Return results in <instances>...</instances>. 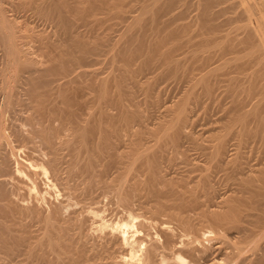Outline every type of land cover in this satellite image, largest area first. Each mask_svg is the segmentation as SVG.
<instances>
[{"label":"rangeland","instance_id":"1","mask_svg":"<svg viewBox=\"0 0 264 264\" xmlns=\"http://www.w3.org/2000/svg\"><path fill=\"white\" fill-rule=\"evenodd\" d=\"M76 1L81 2L78 4ZM76 1L0 0V7H3L2 9L4 10V15L13 25L16 42L23 50L22 55L26 54V58L29 57L33 61L37 60L35 61L37 62L36 66L38 65L37 67L42 69L40 72L34 73L33 75H35L36 78L38 77V80L42 78V81L47 80L49 77L53 79V82H51L48 86H45V88L41 90L38 88L36 90L37 96L34 93L26 96L20 91H18L19 93L16 92V95L18 94V100L16 101L18 102L15 101V109H13V111L5 112L3 117L4 124L7 128V131L4 130V132L6 135L8 132L11 133V128L14 127L13 124H18L20 123V120L29 118L31 116L33 118V122L36 123V125L37 121L38 124L40 123L37 126L41 128H45L50 125L52 128L51 131L53 130L52 133L54 143L59 150H57L58 156L56 155L57 162L55 161L54 163L56 166L54 165L53 169L52 166L45 162L47 156L45 157V153L43 152L45 150L40 147L39 143L35 142L37 145H39L37 147L35 143H23V141L20 143L19 140V142H16L17 139L14 141L15 138L13 140L12 135L9 136L11 140H13L11 143H7L8 139H10L9 137L8 139H5L6 144L3 140L2 144H4V147L2 145L1 147L3 148H0L1 155L9 157L10 148L15 147L13 150H15L16 154L14 153V157H12V159L14 158L17 160L18 157V159L21 158V161L17 160L19 162V166L22 164L21 167H24L25 163H20L22 162L23 158L25 162H30L29 160H31V163H36V171H38L39 174L36 172L37 176L35 175V179L33 178L32 180L35 181L37 179L35 183L38 187V190H40L39 193L41 195L34 194L35 192L31 190L32 185L29 180H26L22 176H17L16 173L15 175L13 174L15 171H13L12 168L14 169L16 164L15 160L13 159L14 162H12L10 158L11 161L8 162L10 165L9 174H13L14 177H12L13 175H8V177L11 176L12 178L8 180V177H6V184L3 183L5 187L3 186V190H0V264H61L60 262H62V264H67L68 262V264H75L76 260L77 263L79 262L80 264H92V262L95 264H114L113 262L109 263L108 259L111 257L112 259L119 260L124 250H122L120 247L115 235L108 233L106 229H102L103 231L100 230L99 224L101 222V217L103 220L110 222V220L113 221L115 219L124 217L128 212L132 213L134 216H137V220L149 216H155L152 219L149 217L150 219L148 218L149 220H147L151 224L148 226V231L150 235L154 236L153 233L156 231V229L161 228V226L157 227L159 226V222L157 220L167 219L170 214H176L179 217H182V215L185 217L186 215L190 218L191 222L194 223V227H200L201 229L199 228V230H203L207 228L206 226H208L210 222L209 220L207 221L206 217H200L198 211L201 212L204 210V212H210L214 210V207L215 210L222 211L220 207H217L221 206L219 205V199L222 193L241 189L238 184L240 182V178L238 179L239 174L234 176L237 177L235 179L233 176L232 178L228 177L226 170L217 169V167H215V161L211 156H209V152L212 150L210 146L215 142L213 138L215 133L217 134L219 131H222L221 126H225L224 124L227 123L228 120H231V118H233L236 113L239 112L237 111L239 110L237 106L239 105L240 101L244 104H246L248 99V101H250V104L247 101V107L245 106V108L242 110L250 107L249 105H251V103L254 101V99L252 100V98H250V94L248 97V95H246L248 93H246V91H244L245 93L241 92V89L239 88L240 84L244 85L242 84L243 82L245 85L247 84L246 79H249L251 74V72H248L247 70L250 65L247 66L248 64L246 63L247 61H245V59L241 60L244 61L241 63L242 65H239L240 63H238L240 60H237L238 62L235 60L237 64L234 62L233 67V62H230V67L228 66L230 63L225 65L228 69L223 67L225 70L223 68L218 70L219 72L221 71L220 73H222L220 74L221 77L219 76L218 71L215 72H218L217 75L214 74V76L217 78L213 75L209 76V80L211 82H208V87L211 91L214 90L213 92H210L211 94H205L203 92L202 83L198 81L201 74L207 70L206 67L210 68L212 66L218 65L220 64L219 62L225 60L224 57L230 59L232 58L231 56H235L237 53H239L241 47L240 45H242L240 42L242 34L238 31V39V37L235 38V34H237L235 32L237 30H234L235 32H233V30L232 32L230 31L232 29L230 27H234L233 25L236 22H233V24L231 22L229 23L225 21L228 17L227 13H229V11L224 13L219 12V14L217 12V16H221L217 18L215 14L214 18L212 19V23L214 24H212L213 27L217 25L216 23L218 19V22L222 20L221 23H223L224 20L226 23V25H223L224 23H218L217 25L218 27L220 26V28L221 25L222 27L224 26V30L221 28L223 32L228 26L230 28V30L228 28L225 33L221 32L222 30L219 28L218 33L216 28L211 26L207 28L206 26L208 25L203 24L202 26V23L201 25L197 23L199 22V15L198 12L194 10L198 7L196 5L197 1L196 3L194 2L195 0H192L195 6H197L194 7V9V4H192V6L190 4L191 0H184L183 3L185 6L182 4V7L184 6V9H186L185 7L187 4L185 2H187L189 7L188 10L184 11L183 8L180 9L181 6L179 7L178 3L180 4L182 2H177L176 5H173L175 9L172 8V10H170L171 13L168 10V13L167 11L163 13L161 3L164 4V0V2L162 0H156L157 2H153V5L150 4L152 3V0ZM148 3L150 4L148 6L152 5L153 8L149 10L143 9L142 6ZM219 4H223L222 7L225 6V3H218L215 5L216 9L219 8L217 10L222 8ZM217 5H219L221 8ZM99 7L104 8L103 10L102 8L100 10ZM145 7L146 5L144 8ZM91 8L94 9L95 12L92 10V13ZM176 8H179L180 10ZM142 9L145 10L144 13ZM191 9H193V11H191ZM237 9L234 11H237ZM178 10L180 13L183 11L184 14L182 13L178 16ZM115 11L121 12L116 15L117 12ZM62 13L65 16H63ZM193 13H196V15H194V17L196 16L195 18L198 20L196 23ZM232 13L233 12H230L229 16H231ZM222 14H225L226 16H222ZM84 16L86 17L84 18ZM72 17H75V19ZM79 17H81L84 22L79 20ZM214 19L216 21L213 22ZM69 21H71V24ZM70 26H74L75 28H71ZM64 27H67V29ZM199 27L200 31H198ZM201 27H203V29H201ZM204 27H206V29H204ZM211 28L216 30V32L212 31L213 29ZM209 29L215 34V37L217 34H219L220 39L218 37L215 38L212 35L213 33H210ZM67 30L71 31V33ZM205 30L209 31L208 35L207 32L205 33ZM196 32H199V35ZM226 33L227 36L231 35L232 38L230 36V39L228 38V40L226 38ZM220 35L222 36L223 40L221 39ZM224 37L230 42L228 43L227 40L224 41ZM220 41L223 43H220ZM216 42H218V45L221 44L219 49L222 51L218 50V46H214V43ZM231 42H233L235 46L232 44L230 45ZM82 43L85 46L83 47L85 48V54L83 53L84 56L82 55L84 58H81V50L77 48V45ZM89 43L93 45L91 46ZM206 43L208 44V47L206 48H211L210 50L212 52V56L210 55L209 49V53H206V48L201 49L204 51V56L201 54L203 51H201V53L199 52L200 49L198 48L202 44L205 45ZM0 44L1 86L3 82V74H1V72L3 69V63L5 61V55L1 41ZM224 44H226L227 47ZM72 46L75 48H72ZM228 46L234 47V49H236V54L234 51H232L233 48L231 49ZM236 46H238V48H236ZM69 47L70 49H68ZM214 47L220 53L222 52L221 55L219 52L217 53V51L213 50L215 49ZM228 48L231 49V51H229ZM225 50L229 51L227 52L229 55H227ZM213 51L216 52V54ZM169 60H172V65H170L171 68L168 66V64L171 63ZM204 60H206V62ZM207 60L212 62V64L208 63V65L205 66L208 62ZM74 61L75 63L72 65ZM203 62H205V64L202 66L201 63L203 64ZM66 65H69V69L73 67L70 73L64 77L62 74L58 75L57 73H60L63 68H68ZM236 65L238 67H235ZM242 66H245V69H243ZM203 67L206 68V70ZM123 68L125 70L127 69V73ZM238 68H240V70ZM241 69H243L242 74H245L244 76L249 73V75H247L248 77L246 76L247 78L241 74ZM84 70L85 72H83ZM223 70L225 72H223ZM244 70L245 72L247 70L248 73H245ZM227 71H229V73ZM229 74L235 76V82H229L232 79H230ZM223 76L225 81L223 80ZM225 76L229 79H227ZM240 76L242 82H239L241 81L239 79ZM212 77L214 79H212ZM236 78L239 85L236 84ZM232 80H234V77ZM212 82L214 83L213 85L211 84ZM220 82L222 84H220ZM210 84L213 87L210 86ZM37 85L41 86L40 83ZM233 85H235V87ZM237 90L239 91V94ZM38 91L40 92L39 94ZM188 92L189 94L192 92V94L189 95ZM236 92L239 97L237 96ZM234 94L235 96H233ZM1 96L2 95L0 93V104L2 102ZM17 97L15 96L16 99ZM242 97L244 98V101L240 99ZM25 98L27 100H25ZM233 98H238L240 101L235 99L236 101H239L236 102ZM183 99L187 100L189 116L185 127L182 128V135L178 139L179 141L171 139L172 137H165L166 142L163 143L164 145L160 147V150L158 149L156 152L157 154L154 156V151L156 148L154 147V149L153 146L154 143L158 141V134L160 133V131L158 132L159 124L156 122L160 123L166 121V119L168 120L170 115L167 108L174 107V104L179 103V101ZM231 109L233 111H230ZM229 112L231 114H229ZM232 113L235 114L233 115ZM226 117L229 118L226 119ZM28 128L30 130V124H23L18 127V129H20L23 134H26L27 131H29L27 130ZM263 128L264 126H262V129ZM160 130L161 135L162 127ZM156 132L158 133L156 134ZM167 139L171 140L168 141ZM229 139L226 144L227 153L225 156H227V158L231 157L230 153L233 152L232 149L235 148V145L233 146V144L236 143L235 138L232 139L229 137ZM172 140H174L176 143L178 142L179 146L175 148L176 143L173 144ZM253 142L255 143H252L251 141L245 146L246 148L244 147L242 149L244 151L243 153L245 154L244 156H248L246 158L247 161L249 159L248 164L251 166L254 165L256 168H264V147L262 148V146H260L259 142L257 141ZM256 143H258V145ZM10 144L13 145L11 146ZM34 144L36 149L31 146ZM150 150L152 151L150 152ZM140 151L145 155H141ZM28 155H32L33 157L30 156L29 159H27ZM15 156H17V158H15ZM25 158L27 160H25ZM208 159H210V161ZM153 160L157 161L158 163V169L157 171L155 170L156 172L152 171L154 168L152 169L150 166L151 163H153ZM225 160L226 157L224 161ZM212 163L214 167H212ZM70 164H74L75 166L77 164L76 168H78L79 172L81 171L82 173L80 172L81 174L78 173L74 175V178L73 176H70L68 178L69 180H67V168ZM85 165L88 167H85ZM82 167L83 169H81ZM76 168L73 167L74 170H77ZM43 169H46L45 174L42 172ZM243 173L247 174L248 172L244 171ZM201 175L208 176L206 182L202 181L200 178ZM239 177L244 178L245 175H239ZM88 178L93 179L92 186H94V188L92 187L93 190L91 192V199L83 198L79 194L80 191L85 187L84 185H89V180H87ZM201 182L203 184H201ZM248 185L246 184L247 187L250 186ZM71 187H73L72 191L71 189H68ZM208 188H211L210 193L206 194L204 191H209ZM73 190L75 191L73 192ZM242 190L249 189L247 188ZM191 192L198 196V201L205 199V201H199L202 204L199 206V209H197L198 211L196 210L197 212L187 210V200L191 197ZM208 194H211L210 196L212 197H210ZM248 195L249 193H245L246 197H248ZM126 197L128 200H124ZM205 197L209 198H207L209 203H206L208 200ZM210 199H212V201ZM204 204H206V206ZM257 207L258 208H256V211L253 210L254 212L250 211V213L248 211V216L245 215V217L242 215V219L247 221V223L244 221L245 223L243 222V224L241 222V225L242 227H244V225L248 227L246 228L245 226V230L247 229L245 232L243 230L244 228L241 229L244 234H241V230H237V233L241 232L240 234H237L235 232L236 229H229L232 232L234 230L235 233L227 231V235L229 237L238 235L237 237H244L247 239V241H249V239L251 240L256 238L259 233H263L264 220L259 217L258 213L260 214L261 210L264 209V198L262 200V205L260 203L257 205ZM160 208L162 210L161 215ZM92 211L98 212H96L97 214H92ZM194 212L196 214H194ZM157 213L160 217H156L158 215ZM93 215L98 217H94ZM193 215H195L194 218ZM196 216H199L200 219ZM45 218H49L48 225ZM202 218L206 221H204ZM197 219H199V222ZM170 221V227H175L174 234L179 235V227L175 226L177 221L174 218L170 219ZM259 221L260 223H258ZM256 230H260L257 235H255L257 233L255 232ZM215 231L219 233L223 231V229L220 230L217 228ZM251 232L253 234H251ZM249 235L251 237H249ZM173 238L175 241L177 239H181L177 236L176 239L175 237ZM116 245H118V247ZM96 251L97 253H95ZM106 253L110 255H107V257L109 256L108 259L106 257ZM96 254L104 255L100 256L103 257V259L100 257H98L99 259L93 257V255ZM88 257L95 259H91V261ZM104 257L106 258L105 260ZM111 261L112 260H110V262Z\"/></svg>","mask_w":264,"mask_h":264},{"label":"bare ground","instance_id":"2","mask_svg":"<svg viewBox=\"0 0 264 264\" xmlns=\"http://www.w3.org/2000/svg\"><path fill=\"white\" fill-rule=\"evenodd\" d=\"M76 1V0H75ZM156 0H152V3L150 4H154ZM158 1V0H157ZM156 1V2H157ZM163 1V0H162ZM165 3H161L162 4V7L163 8V13L166 12L167 10L170 11L172 10L173 5L177 2H182V3H178V6L181 8L184 9V3L183 1L184 0H164ZM163 1V2H164ZM186 1H189V0H186ZM197 1V3H196ZM78 4L81 2V1H76ZM154 2V3H153ZM194 2L196 3V5L198 6H195ZM190 1V4L192 6V4H194L193 6V9L194 7H197V9H194L196 10V12H198V15H199V22H197L198 20L194 17V15H196V13L194 14L193 13V17L195 20V23H199V25H201L202 23V26L203 24L204 25H208L206 26L207 28L208 27H213V23H212V19L214 18L215 14L218 12H233L231 14V16H229V13H227V18H226V22H236L233 26L234 27H230L232 28L230 30L229 26L227 27V29L229 28V30L232 32H235L234 30H237L235 33V38H237L239 35V32L242 34V38L240 39V42L242 45H240V50H239V53L236 54V49H234V47H229V48H233L232 51L235 52V56H231L232 58L228 59V58H225V60H222V62H219L220 64L218 65H215V66H212L210 68L206 67L204 68L205 66L208 65V63L212 64V62L208 61L207 64L203 67L206 71L201 74V76L199 77L198 81H200V83H202L203 85V92L205 94H211L210 92H213L214 90L212 89V85L214 84L213 82L210 84L211 89L213 91H211L209 89V83L208 82H211L209 80V76L213 75L214 74H218V70L220 68H223L225 67L226 69L227 66H225L226 64L228 65V63L230 62H233L232 64V67L234 66V62L235 60H244L247 61L246 63L248 64L247 66L250 65V67H248V72L250 71L251 74L249 76V79H246L247 80V84L245 85V83L243 82L242 84L244 85H241L239 86V88L241 89V92H244L246 91V95H248L249 97V94L251 95L250 98H252V100L254 99V101L252 102L251 100V105H249L250 101H248V97H247V101H248V105L250 107H248L247 109L245 110H242L243 108H245V106L247 107V101H246V104L242 103L238 98L236 100H239L240 103L239 105L237 106V108L239 110V112L236 113V115L231 118V120H226L227 123H225L224 125L225 126H221L222 127V131H219L217 134L215 133L214 135V143L210 146L212 148V150L209 152L210 155L212 157V159L215 161V167H217V169H224L226 170L227 172V176L228 177H231L232 176H237L238 174L239 175H245L244 178H241L239 177L238 175V179L240 180V182L238 183L239 186H240V190H234V191H226L225 193H222V195L220 196V199H219V205L221 206H217V207H220L222 211H218V210H215V207H214V210L213 211H208V212H204L203 211H198L197 209H199V206H201L202 203H200L201 201H205V199L203 200H199L198 201V196H196V194L192 193L191 194V197L187 200V210L188 211H198V214L200 215V217L203 216L207 218V221L209 220L210 224H208V226H205L207 227L206 229H203V230H199V223L198 224V227L199 228H196L194 227V223L191 222L190 218L187 217L185 215V217H182L176 215V214H170L167 219H160V220H157L159 222V226L157 227H160L161 228H158L156 229V231L153 233L154 236L150 235L149 231H148V226L151 225L150 222H148L147 220H149L150 218H154L153 216H149V217H146V218H142V219H138L137 220V216H134L132 213L128 212L124 217H121V218H118V219H115L113 221L110 220V222H107L106 220H103V218L101 217V222L99 224V227H100V230L102 229H106L108 231V233H111L113 235H115V237L117 238L118 242H119V245L120 247L122 248V250H124L119 258V260H115V259H112L110 257V259H108V257L110 256L108 253H106V257L107 255H109L107 257V259L109 260V263H114V264H264V232L263 233H259V231H255L257 232L255 235H257L259 233V235H257L256 238L254 239H249V241H247L246 238L244 237H237V236H234V237H229L227 235V231H231L229 229H236V233H237V230H241L243 229L244 232L247 231V229L245 230V226L242 227V223L245 221L242 219V215H247L248 216V211L252 212L253 210L256 211V208L257 205H259L261 203L262 205V200L264 198V168H256L254 165L251 166L250 164H248V161H247V158L248 157L247 155L244 156L245 154L243 153L244 151L242 150L247 144H249V142L252 141V143H255L253 141H257L259 142L260 146H262V148L264 147V131L262 129V126H264L263 124V120H264V116H263V113H264V0H195V1ZM123 3V2H122ZM187 4V6L185 7L186 9L185 10H188V3L185 2ZM218 3H225V6L222 7L221 4V7L219 5H217L218 7H220L221 9L220 10H217L219 8L216 9V4ZM149 3L148 4H145L146 7L144 8L145 5L142 6L143 9L145 10H149V9H152V5L151 6H148L150 5ZM182 4L184 5L182 7ZM1 5V4H0ZM55 5V3H54ZM65 5V4H64ZM164 5V6H163ZM3 6V5H2ZM85 6V5H84ZM161 6V5H160ZM177 6V7H178ZM57 7V6H56ZM71 7V6H70ZM149 7V8H148ZM155 7H156V4H155ZM215 7V8H213ZM238 9H237V8ZM3 8V7H2ZM0 7V41L1 43L3 44V50H4V57H5V61L3 63V69H2V72L1 74H3V82L0 86V93H1V99H2V102L0 104V148L2 149L4 147V144L3 143V140L4 142L6 141L5 139H8V137L10 135H12L13 137V140L15 138L14 141H17L16 142H19L21 143V141L26 142V143H39L40 147L43 148L45 151H43L45 153V157H46V163L49 164L50 166L53 167L54 169V163L55 161L57 160L56 157L58 156L57 155V150H58V147L55 145L54 143V140H53V133L51 131V127L50 125H48L47 127L45 128H41L37 125L38 124V121H37V125L36 123L33 122V118L30 116L29 118H24L22 120H20V125H23V124H27V125H31V128L29 130V128L27 130V133L26 134H23L21 132L20 129H18V124H13V128L12 129V132H8V136L5 134L4 130L7 131L6 129V126L4 124V115H5V112H9V111H13V109H15V101L18 100V97L16 95V92L19 93L18 91L22 92L24 95H31V94H36V90L38 88L43 89L45 88V86H48L51 82H53V79L51 77H49L47 80L45 81H42V78L40 80H38V77L36 78L35 75H33L34 73H37V72H40L42 69L38 68L36 66V63L35 61H33L32 59H30L29 57L26 58V54L22 55V52L23 50L19 47L18 43L16 42V36H15V31L13 29V25L11 24V22L6 18V16L4 15L3 13V9ZM58 8V7H57ZM102 10L104 7H101ZM101 8L99 7V9L101 10ZM237 11H234L236 10ZM56 9V8H55ZM142 9V10H143ZM156 10H158L157 8H155ZM175 9V8H174ZM176 9H179V8H176ZM179 9V10H180ZM182 9V10H183ZM193 9H191V11H193ZM215 12H214V10ZM53 10V9H52ZM94 11V9L91 8V11ZM143 10V13L144 11ZM154 10V9H153ZM155 10V12H156ZM178 10V11H179ZM181 10V11H182ZM67 11V10H66ZM92 11V13H93ZM97 11V10H96ZM118 11V10H117ZM115 11V12H117ZM167 11V13H168ZM177 11V12H178ZM95 12V11H94ZM121 12V11H119ZM117 12L116 15L119 13ZM159 12V11H158ZM157 12V13H158ZM176 12V14H177ZM61 13V12H60ZM59 13V14H60ZM156 13V14H157ZM160 13V12H159ZM171 13V11H170ZM173 13V12H172ZM180 11L178 12V16L181 15L182 13L184 14V12L182 11V13H180ZM63 14V13H62ZM84 15V14H83ZM96 15V14H95ZM115 15V14H114ZM120 15V14H119ZM123 15V14H121ZM197 15V16H198ZM63 16H65L63 14ZM61 16V17H63ZM136 16V15H135ZM154 16V15H153ZM159 16V15H158ZM171 16V15H170ZM217 16V14H216ZM221 16V15H220ZM219 15L217 16L220 17ZM222 16H226L225 14ZM60 17V16H59ZM68 17V16H67ZM86 16H84L85 18ZM137 17V16H136ZM156 17V15H155ZM174 17V16H173ZM66 18V17H65ZM70 18V17H69ZM73 18V17H72ZM150 18V17H149ZM60 19V18H59ZM75 19V17L73 18ZM72 19V20H73ZM79 20H82L81 17L78 18ZM152 19V18H151ZM71 20V21H72ZM153 20V19H152ZM201 20V21H200ZM221 20V19H220ZM71 21L70 24H71ZM83 21V20H82ZM81 21V22H82ZM85 21L87 22V20L85 19ZM135 21V19H134ZM216 21L215 19L213 20V22ZM222 21V20H221ZM221 21L218 22V19H217V25L218 23L220 24ZM63 22V21H62ZM60 22V23H62ZM65 22V21H64ZM78 22V21H76ZM84 22V21H83ZM95 22V21H94ZM59 23V24H60ZM224 23V24H223ZM223 25H226V23L224 22L223 20ZM58 24V23H57ZM70 24H67V25H70ZM77 24V23H76ZM80 24V23H78ZM82 24V23H81ZM213 24V25H212ZM62 25V24H61ZM74 25V24H73ZM84 25V24H82ZM215 26L213 28H216L217 29V32H218V29L220 28V26ZM229 25V24H228ZM232 25V24H231ZM66 26V25H65ZM198 26V25H197ZM60 27V25H59ZM68 27V26H67ZM67 27H64L67 29ZM71 27V26H70ZM78 27V26H77ZM206 27H204V29H206ZM218 27V28H217ZM224 27V26H223ZM222 25H221V28L224 30L225 28H223ZM62 28V27H61ZM60 28V30H61ZM71 28H75L74 26L71 27ZM160 28H161V25H160ZM211 28V29H213ZM220 28V29H221ZM55 29V28H54ZM201 29H203V27H201ZM221 29V30H222ZM226 29V30H227ZM208 30V29H207ZM210 30V29H209ZM220 30V31H221ZM223 30L221 32H223ZM226 30L223 32L225 33ZM62 31V30H61ZM68 31V30H67ZM200 31V27H199V30ZM204 31V30H202ZM212 31H215L216 30H212ZM211 30H210V33H213ZM239 31V32H238ZM71 33V31H68ZM207 32V35H208V32L209 31H206L205 30V33ZM157 33V32H156ZM197 33V32H196ZM199 33V32H198ZM197 33V34H198ZM204 33V32H203ZM219 33V32H218ZM66 34V32H65ZM217 34V33H216ZM229 34V33H228ZM231 34V33H230ZM71 35V34H70ZM199 35V34H198ZM210 35V34H209ZM214 37H215V34L213 33L212 34ZM218 35V36H217ZM215 38H219V34H217ZM69 36V35H68ZM223 36V34H222ZM222 36L220 35L221 39L223 40ZM231 36V35H230ZM230 36L228 35L227 36V33H226V38L230 39ZM71 37V36H70ZM78 37V36H77ZM204 37V36H203ZM206 37V36H205ZM214 37H212L213 39H215ZM233 37V39H234ZM208 38V36H207ZM225 38V37H224ZM224 39L227 40V39ZM232 38V36H231ZM76 39V38H75ZM210 39V37H209ZM212 39V40H213ZM220 39V38H219ZM228 39V40H229ZM239 39V37H238ZM238 39H237V42H238ZM200 40V39H199ZM202 40V38H201ZM227 40V41H228ZM71 41V40H70ZM92 41V40H91ZM207 41V40H206ZM211 41V40H209ZM216 41V40H215ZM226 41V43H227ZM233 41V40H232ZM236 41V40H235ZM234 41V42H235ZM199 42V41H198ZM203 42V41H202ZM230 41H228L229 43ZM235 42V43H237ZM22 43V42H21ZM20 43V44H21ZM71 43V42H70ZM73 43V42H72ZM76 43V41H75ZM74 43V44H75ZM77 43H80V42H77ZM98 43V42H97ZM196 43V42H195ZM201 43V42H200ZM204 43V42H203ZM208 43V42H207ZM205 44V45H201L198 49L199 52L201 53V49H205L206 47H208V44ZM218 42L214 43V46H218V50L220 51L221 49H219L220 47V43H223L220 41V45L217 44ZM225 43V42H224ZM227 43V44H228ZM90 44V43H89ZM95 44V43H94ZM216 44V45H215ZM234 45L233 42L230 43V45ZM240 44V43H239ZM1 45V44H0ZM70 45V44H69ZM73 45V44H71ZM76 45V44H75ZM83 45V46H82ZM86 45V43H85ZM91 45V44H90ZM93 45V44H92ZM91 45V46H92ZM97 45V44H96ZM150 45V44H149ZM213 45V43H212ZM226 45V44H224ZM91 46H88V47H91ZM84 44H78L77 45V48H79L80 51V55H81V58H84L83 56V53L85 54L84 50L85 48ZM94 47V46H93ZM122 47V46H121ZM148 47V46H147ZM210 47V46H209ZM214 47V48H215ZM225 47V46H224ZM227 47V45H226ZM23 48V47H22ZM72 48H75L74 46H72ZM87 48V46H86ZM228 48V49H229ZM236 48H238V46H236ZM70 49V47L68 48ZM95 49V48H94ZM99 49V48H98ZM208 49L210 50L211 48H206V53L208 52ZM223 49V47H222ZM225 49V48H224ZM231 49H229V51H231ZM73 50H76V49H73ZM87 50V49H86ZM96 50V49H95ZM93 50V51H95ZM215 51H217V49H213ZM72 51V50H71ZM78 51V50H77ZM166 51V50H165ZM197 51V50H196ZM217 51V53L219 52ZM222 51V50H221ZM226 53L229 52L227 50H225ZM57 52V51H56ZM149 52V51H148ZM214 52V51H213ZM238 52V51H237ZM198 53V52H197ZM209 53V52H208ZM216 54V52H214ZM222 53V52H221ZM221 53L219 52V54L221 55ZM225 53V52H223ZM232 53V52H231ZM72 54V52H71ZM202 55L204 54V51L203 53H201ZM217 54V55H219ZM79 55V54H78ZM79 55V56H80ZM83 55V56H82ZM209 55V54H208ZM210 55L212 56V52L210 50ZM225 55V54H224ZM227 55H229L227 53ZM77 56V57H79ZM204 56V55H203ZM1 57V56H0ZM31 57V56H30ZM86 57V56H85ZM209 57V56H208ZM217 57V56H215ZM222 57V58H223ZM62 58V57H61ZM203 58V57H202ZM207 58V57H206ZM221 58V57H220ZM40 59V58H39ZM144 59V58H143ZM69 60V59H68ZM113 60V59H112ZM130 60V59H129ZM211 60V59H210ZM170 61V60H169ZM172 61V60H171ZM170 61V62H171ZM206 62V60H204ZM238 62L240 63L239 65H242L241 63L244 62V61H241V62ZM68 62V61H67ZM72 62V60H71ZM70 62V63H71ZM175 62V61H174ZM183 62V61H182ZM205 62H203V64L201 63V65L203 66L205 64ZM216 62V60H215ZM75 63V61L72 63V65ZM169 63V62H168ZM236 63V62H235ZM245 63V64H246ZM216 64V63H215ZM237 64V63H236ZM244 64V63H243ZM71 65V64H70ZM71 65V66H72ZM118 65V64H117ZM157 65V64H156ZM170 65H172V62L168 64V66L170 67ZM189 65V64H187ZM214 65V64H213ZM67 66V65H66ZM69 66V65H68ZM67 66V67H68ZM229 67L231 66V63L230 65H228ZM246 66V67H247ZM252 66V67H251ZM63 67V66H62ZM173 67V66H172ZM184 67V66H182ZM235 67H238L237 65ZM241 67V66H239ZM243 69H245L244 67L245 66H242ZM70 67L68 68H63L61 70L60 73H57L58 75L59 74H62L63 77L64 76H67L70 71L72 70L69 69ZM160 68V67H159ZM171 68V67H170ZM175 68V67H174ZM200 68V66H199ZM225 68H223L225 70ZM252 71H251V69ZM124 69V68H123ZM230 69V68H229ZM234 69V68H233ZM240 70V68H238ZM241 69V74H242V70ZM100 70V69H99ZM125 70V69H124ZM123 70V71H124ZM127 70V69H126ZM125 70V72H126ZM170 70V69H169ZM222 70V69H221ZM223 70V72H225ZM235 70V69H234ZM246 70V72H247ZM92 71V70H91ZM148 71V70H147ZM171 71V70H170ZM216 71H218L217 73H215ZM233 71V70H232ZM231 71V72H232ZM238 71V70H237ZM236 71V72H237ZM85 72V70L83 71ZM88 72V71H86ZM124 72V74H125ZM175 72V71H174ZM221 72V71H220ZM219 72V76L220 73ZM229 73V71H227ZM226 72V73H227ZM245 72V70H244ZM245 72V73H246ZM247 72V73H248ZM97 73V72H96ZM110 73V72H109ZM127 73V72H126ZM234 73V71H233ZM232 74V73H231ZM239 74V73H238ZM240 74V75H241ZM38 75V74H37ZM95 75V74H94ZM110 75V74H109ZM185 75V73H184ZM224 75V74H223ZM230 75V74H229ZM235 75V74H234ZM243 75V74H242ZM245 75V74H244ZM243 75V76H244ZM249 75L246 74V76ZM40 76V75H39ZM157 76V75H156ZM218 76V77H219ZM244 76V77H246ZM55 77V76H54ZM110 77V76H109ZM193 77V76H192ZM216 77V76H214ZM221 77V76H220ZM226 77V76H225ZM234 77V80H232ZM236 77H237V73H236ZM248 77V76H247ZM246 77V78H247ZM36 78V80H35ZM104 78V77H103ZM111 78V77H110ZM150 78V77H149ZM184 78V77H183ZM217 78V77H216ZM215 78V79H216ZM224 78V76H223ZM227 78V77H226ZM232 78V79H231ZM239 78V77H238ZM55 79V78H54ZM90 79V78H89ZM212 79H214L212 77ZM222 79V78H221ZM229 79V78H227ZM230 79L231 81L229 82H235V76L233 75H230ZM241 80V76L239 78ZM238 79V80H239ZM245 79V78H243ZM44 80V78H43ZM105 80V79H104ZM209 80V81H208ZM220 80V78H219ZM225 81V78L223 79ZM36 81V82H35ZM236 81H237V78H236ZM244 81V80H243ZM103 82V81H102ZM151 82V81H150ZM215 82V80H214ZM217 82V81H216ZM223 82V81H221ZM220 82V84H222ZM228 82V83H229ZM239 82H242L239 81ZM246 82V81H245ZM38 83H40L41 86L37 85ZM198 83V82H197ZM226 83V82H225ZM194 84V83H193ZM219 84V85H220ZM230 84H233V83H230ZM236 84H238V81L236 82ZM103 85V84H102ZM120 85V84H119ZM122 85V84H121ZM216 85V83H215ZM215 85H214V88H215ZM227 85V83H226ZM225 85V86H226ZM239 85V84H238ZM43 86V87H42ZM105 86V85H104ZM123 86V85H122ZM147 86V85H146ZM222 86V85H221ZM232 86V85H231ZM235 87V85H233ZM42 87V88H41ZM149 87V86H148ZM228 88V87H227ZM226 88V89H227ZM229 88H230V85H229ZM228 88V89H229ZM238 88V86H237ZM120 89V88H119ZM148 89V88H147ZM234 89V88H233ZM232 89V90H233ZM223 90V89H222ZM115 91V90H114ZM225 91V90H224ZM230 91V90H228ZM238 91V90H237ZM160 92V91H159ZM194 92V91H193ZM223 92V91H222ZM231 92H234V91H231ZM230 92V93H231ZM240 92V94H241ZM40 92L38 91V94ZM100 93V92H99ZM105 93V92H104ZM227 93V92H226ZM229 93V92H228ZM245 93V92H244ZM102 94V93H101ZM146 94V93H145ZM189 94V92H188ZM192 92L189 94L191 95ZM237 94V92H236ZM238 94H239V91H238ZM237 94V96H238ZM21 95V94H20ZM34 95V96H35ZM104 95V94H103ZM106 95V93H105ZM185 95V94H183ZM188 95V96H189ZM231 95V94H230ZM15 96L17 97V99L15 98ZM25 96V97H26ZM33 96V95H32ZM187 96V97H188ZM200 96V95H199ZM207 96V95H206ZM232 96V95H231ZM235 96V94L233 95ZM182 97V96H181ZM239 97V96H238ZM15 98V100H14ZM27 98V97H26ZM25 98V100H27ZM29 98V97H28ZM189 98V97H188ZM220 98V97H219ZM243 98V97H242ZM240 98L241 100L244 101V98L242 99ZM31 99V98H29ZM166 99V98H165ZM179 99V98H178ZM203 99V98H202ZM214 99V98H213ZM218 99V98H217ZM234 99V98H233ZM234 99V100H235ZM131 100V99H130ZM233 100V101H234ZM235 100V101H236ZM179 101V100H177ZM176 101V103H177ZM203 101V100H202ZM239 101H236V102H239ZM18 102V101H16ZM21 102V100H20ZM119 102V101H118ZM235 102V103H236ZM232 103V102H231ZM233 104V103H232ZM231 104V105H232ZM32 105V104H31ZM173 105V104H172ZM175 106L174 107H168L167 110H168V113L170 115V118L164 122H156L158 123L159 125V130L158 132L160 131L161 133V127H162V134L160 135V133L158 134V141L156 143H154V146L153 148L155 147L156 150L153 152L154 153V156L155 154H157L156 152L158 151V149L160 150V147H162L164 144L165 141V137H172L171 139H175V141H179L178 139L181 137L182 135V128L185 127L186 125V122L188 121V113H189V108H188V103H187V100L186 99H183L181 101H179V103L177 104H174ZM164 106V105H163ZM236 106V105H235ZM212 107V106H211ZM234 107V106H233ZM41 108V107H40ZM235 108V107H234ZM233 108V109H234ZM17 109V108H16ZM19 109V108H18ZM192 109V108H191ZM27 110V109H26ZM226 110V109H225ZM235 110V109H234ZM242 110V111H241ZM230 111H233L232 109ZM30 114V113H29ZM28 114V115H29ZM198 114V113H197ZM226 114V113H225ZM229 114H231L229 112ZM233 114V113H232ZM235 114V113H234ZM233 114V115H234ZM15 115V114H14ZM27 115V114H26ZM25 115V116H26ZM22 116V115H21ZM24 116V117H25ZM23 117V116H22ZM110 117V116H109ZM125 117H126V114H125ZM130 118V117H129ZM206 118H209V117H206ZM229 118V117H228ZM226 117V119H228ZM21 119V118H20ZM49 119V118H48ZM127 119V118H126ZM134 119V118H133ZM222 119V118H221ZM140 120V119H139ZM6 121V120H5ZM50 121V120H49ZM190 121V120H189ZM230 121V122H229ZM18 122V121H17ZM41 122V121H40ZM223 122V121H222ZM119 124V123H118ZM216 124V123H215ZM263 124V125H262ZM127 125V124H126ZM8 126V125H7ZM46 126V124H45ZM220 126V125H218ZM55 127V126H54ZM156 127V126H154ZM188 127V126H187ZM146 128V127H145ZM26 129V128H25ZM150 129V128H149ZM154 129V128H153ZM203 129V128H202ZM141 130V129H140ZM147 130V129H146ZM151 130V129H150ZM215 130V128H214ZM55 132V131H54ZM85 132V131H84ZM142 132V131H141ZM156 132V134L158 133ZM215 132V131H214ZM80 133V132H79ZM116 133V132H115ZM139 133V132H138ZM137 133V134H138ZM151 133V132H150ZM154 133V132H153ZM189 133V132H188ZM117 134V133H116ZM192 134V133H191ZM69 136V135H68ZM105 136V135H104ZM112 136V135H111ZM141 136V135H140ZM152 136V135H151ZM154 136V135H153ZM201 136V135H200ZM204 136V135H203ZM211 136V135H210ZM83 137V136H82ZM119 137V136H118ZM156 137V136H155ZM187 137V135H186ZM209 137V136H208ZM230 138H235V144H233V146L235 145V148H233V152H231V157L230 158H227L226 153H227V147H226V144L228 142V139ZM10 138V137H9ZM106 138V137H105ZM138 138V136H137ZM141 138V137H140ZM177 138V139H176ZM212 138V137H211ZM171 139H167L168 141L171 140ZM209 139V138H208ZM8 139L7 143H11L13 140ZM19 140V141H18ZM140 140V139H139ZM143 140V139H142ZM157 140V139H156ZM201 140V139H200ZM210 140V139H209ZM231 140V139H229ZM62 141V140H61ZM68 141V139H67ZM76 141V140H75ZM84 141V140H83ZM82 141V142H83ZM174 140H172V143L175 144ZM133 142V141H132ZM136 142V141H134ZM171 142V141H170ZM153 143V142H152ZM6 144V142H5ZM18 144V143H17ZM16 144V145H17ZM36 144V143H35ZM35 144L34 145H31L32 147H34V149H36L35 147ZM231 144V143H230ZM258 145V143H256ZM3 145V147H1ZM8 145V144H7ZM11 145V144H10ZM10 145H9V148H10ZM13 145V144H12ZM11 145V146H12ZM37 145V144H36ZM37 145V147L39 146ZM118 145V144H117ZM175 148L177 146H179V143L177 142L175 144ZM157 146V147H156ZM249 146V145H248ZM256 146V145H255ZM6 147V145H5ZM8 147V146H7ZM96 147V146H95ZM134 147V146H133ZM168 147V146H167ZM253 147V146H252ZM15 147H11L10 150H9V157H5L4 155H1V152H0V190H3V183H5V180L7 179L6 177H8V175H16L18 176H22L24 177L26 180H29L31 182V190H33V192H35L34 194H40L38 190V187L35 183V181L37 180H32L35 175L38 173V171H36V163H31V160H29L30 162H25L23 159H22V162L20 163H25L24 164V167H21L22 164H20V166L18 165L19 164V160L21 159H18L17 156H15L16 159L15 160V164H16V167L12 170L15 171L13 174H9V164L8 162L12 160V157H14V153H15V150H13ZM26 148V147H25ZM30 148V147H29ZM99 148V146H98ZM135 148V147H134ZM141 148V147H140ZM152 148V146H151ZM154 148V149H155ZM207 148V147H205ZM246 148V147H245ZM31 149V148H30ZM39 149V148H38ZM184 149V148H183ZM203 149V148H202ZM251 149V148H250ZM17 150V149H16ZM21 150V149H20ZM25 150V149H24ZM162 150V149H161ZM205 150V149H204ZM210 150V149H209ZM33 151V150H32ZM35 151V150H34ZM59 151V150H58ZM61 151V150H60ZM83 151V150H82ZM145 151V149H144ZM152 150H150L151 152ZM173 151V150H172ZM258 151V150H257ZM38 152V151H37ZM115 152V151H114ZM207 152V153H208ZM4 153V152H3ZM19 153V151H18ZM33 153V152H31ZM80 153V152H79ZM141 153V151H140ZM146 153V152H145ZM160 153V152H158ZM163 153V151H162ZM177 153V152H176ZM183 153V152H182ZM247 153V152H246ZM250 153V152H249ZM8 154V153H7ZM16 154V153H15ZM29 154V153H28ZM39 154V153H38ZM64 154V153H63ZM91 154V153H90ZM144 154V153H141V155ZM181 154V153H180ZM36 155V154H35ZM57 155V156H56ZM140 155V156H141ZM145 155V154H144ZM151 155V154H150ZM149 155V156H150ZM161 155V154H160ZM32 156V155H28L27 156V159H29V157ZM153 156V158H154ZM177 156V155H176ZM185 156V155H184ZM229 156V155H228ZM33 157V156H32ZM31 157V158H32ZM36 157V156H35ZM40 157V156H39ZM144 157V156H142ZM148 157V156H147ZM157 157V156H156ZM207 157V156H206ZM226 157V163L224 161ZM11 158V160H10ZM44 158V157H43ZM87 158V157H86ZM146 158V157H144ZM151 158V157H150ZM210 158V157H208ZM25 158V160H27ZM88 159V158H87ZM132 159V158H131ZM162 159V158H161ZM253 159V158H252ZM42 160V159H41ZM94 160V159H93ZM146 160V159H145ZM152 160V159H151ZM155 160V159H154ZM153 160V163H151V168L153 169L152 171H157L158 169V163L157 161H154ZM210 161V159H208ZM255 160V159H254ZM21 161V160H20ZM24 161V162H23ZM79 161V160H78ZM97 161V160H96ZM57 162V161H56ZM185 162V161H184ZM213 162V161H212ZM89 163V162H88ZM87 163V164H88ZM11 164V163H10ZM57 164V163H56ZM75 164V163H74ZM74 164H70L67 168V180H69L68 178L70 176H73L74 178V175L80 173L78 168H76V166ZM81 164V163H80ZM83 164V163H82ZM86 164V163H85ZM147 164V163H146ZM211 164V163H210ZM26 165V166H25ZM89 165V164H88ZM213 165V163H212ZM41 166V165H40ZM38 166V167H40ZM45 166V165H44ZM56 166V165H55ZM83 166V165H82ZM87 165H85L86 167ZM91 166V165H89ZM94 166V165H93ZM160 166V165H159ZM73 167H75L77 170H74ZM88 167V166H87ZM92 167V166H91ZM214 167V165L212 166ZM27 168V169H26ZM56 168V167H55ZM80 168V167H79ZM156 168V169H155ZM211 168V166H210ZM83 169V167L81 168ZM160 169V168H159ZM92 170V169H91ZM94 170V169H93ZM148 170V169H147ZM211 170V169H210ZM215 170V169H214ZM229 170V171H228ZM45 171L46 169L42 170V172H44L45 174ZM87 171V170H85ZM155 171V172H156ZM205 171V170H204ZM244 171L248 172L247 174L246 173H243ZM37 172V173H36ZM55 172V171H54ZM225 172V174H226ZM229 172V173H228ZM12 173V171H11ZM82 173V172H81ZM80 173V174H81ZM89 173V172H88ZM153 173V172H152ZM39 174V173H38ZM53 174V173H52ZM155 174V173H154ZM237 174V175H236ZM14 175L12 177H14ZM93 175V174H92ZM162 175V174H161ZM208 175V174H207ZM207 175H201L200 178L202 179V181L206 182L207 179H208V176ZM9 176L8 177V180L11 179L12 177ZM37 176V175H36ZM44 176V175H43ZM46 176H47V172H46ZM156 176V175H155ZM159 176V175H158ZM63 177V176H62ZM65 178V179H66ZM72 178V177H71ZM82 178V177H81ZM85 178V177H84ZM93 178V176H92ZM152 178V177H151ZM199 178V179H200ZM235 179L237 177H234ZM35 179V178H34ZM171 179V178H170ZM198 179V180H199ZM237 179V180H238ZM13 180V179H12ZM87 180H89V185L86 184L84 185L85 187L80 191V195L83 197V198H89L91 199L92 196H91V192L94 188L93 185V179H90L88 178ZM153 180V179H152ZM236 180V181H237ZM68 182V181H67ZM66 182V183H67ZM92 182V184H91ZM64 183V182H63ZM78 183V182H77ZM108 183V182H107ZM6 184V183H5ZM60 184V183H59ZM162 184V183H161ZM189 184V183H188ZM201 184H203L201 182ZM246 184L249 186L247 187ZM67 185V184H66ZM211 185V184H210ZM236 185V183H235ZM56 186V185H55ZM68 186V185H67ZM80 186V185H79ZM155 186V185H154ZM187 186V185H186ZM5 187V186H4ZM93 187V188H92ZM208 187V186H207ZM192 188V187H191ZM249 189V190H242V189ZM61 189V188H60ZM67 189V188H66ZM68 189H73V187L71 188H68ZM75 189V188H74ZM121 189V188H120ZM153 189V188H152ZM209 189V188H208ZM211 189V188H210ZM210 189L209 191H204L207 193H210ZM117 190V189H116ZM200 190V189H199ZM69 191V190H68ZM70 191V192H71ZM75 190H73L74 192ZM118 191V190H117ZM173 191V190H172ZM214 191V190H212ZM211 191V192H212ZM69 192V193H70ZM113 192V191H112ZM133 192V191H132ZM157 192V191H156ZM233 192V193H232ZM131 193V192H130ZM245 193H249L248 197L245 196ZM75 194V193H74ZM161 194V192H160ZM188 194V193H187ZM205 194V196H206ZM41 195V194H40ZM158 195V194H157ZM204 195V194H203ZM209 195V194H208ZM211 195V194H210ZM209 195V196H210ZM219 195V194H218ZM124 196V195H123ZM132 196V195H131ZM190 196V195H189ZM200 196V195H199ZM208 196V197H209ZM77 197V196H76ZM79 197V196H78ZM128 197V196H127ZM125 198L124 200H128V198ZM208 197H205L206 199ZM212 197V196H210ZM215 197V196H214ZM82 198V199H83ZM135 198V197H134ZM164 198V197H163ZM201 198V197H200ZM203 198V197H202ZM68 199V198H67ZM80 199V198H79ZM165 199V198H164ZM182 199V198H181ZM209 199V198H208ZM207 199V200H208ZM94 200V199H92ZM159 200V199H158ZM212 201V199H210ZM131 201V200H130ZM155 201V200H154ZM129 202V201H128ZM133 202V201H132ZM218 202V201H217ZM74 203V202H73ZM206 203H209V200L208 202ZM159 205V204H158ZM206 206V204H204ZM70 206V205H69ZM208 207V206H207ZM263 207V206H262ZM95 208V207H94ZM97 209V208H96ZM146 209V208H145ZM159 209V208H158ZM207 209V208H206ZM92 210V209H91ZM202 210V209H201ZM210 210V209H209ZM258 210V209H257ZM30 211V210H29ZM34 211V210H33ZM66 211V210H65ZM155 211V210H154ZM158 211V210H157ZM178 211V210H177ZM196 211V212H197ZM206 211V210H205ZM93 212V211H92ZM96 212L98 211H94L92 214H97ZM134 212V211H133ZM148 212V211H147ZM250 212V213H251ZM254 212V211H253ZM25 213V212H24ZM155 213V212H154ZM153 214V213H152ZM151 214V215H152ZM158 214V213H157ZM156 214V215H157ZM162 214V210L160 208V215ZM194 214H196L194 212ZM99 215V214H98ZM188 215V214H187ZM191 215V214H190ZM259 217L262 218V220H264V209L261 210V213L259 214ZM94 216V215H93ZM96 216V215H95ZM94 216V217H95ZM100 216V215H99ZM140 216V215H139ZM142 216V215H141ZM159 214L156 216L158 217ZM195 215H193V218H194ZM243 216V217H244ZM254 216V214H253ZM61 217V216H60ZM98 217V216H96ZM160 217V216H159ZM197 217V216H196ZM200 217L198 216L197 218L200 219ZM246 217V216H245ZM244 217V218H245ZM250 217V215H249ZM251 217H252V214H251ZM47 218V217H46ZM45 218V219H46ZM149 218V219H148ZM166 218V217H165ZM175 219L177 221L176 225L177 227H179V235L177 234H174V226L170 227L169 224H171V221L170 219ZM202 218V219H203ZM49 219V218H48ZM48 219L47 220V225H48ZM199 219H197V221L199 222ZM204 220V219H203ZM247 220V219H246ZM109 221V220H108ZM206 221V220H204ZM261 221V220H260ZM260 221L258 223H260ZM157 222V223H158ZM196 222V221H195ZM202 222V221H200ZM208 222V223H209ZM242 222V223H241ZM247 223V221H245ZM244 222V223H245ZM203 223V222H202ZM243 223V224H244ZM249 223V222H248ZM262 224V222H261ZM46 225V226H47ZM196 226V225H195ZM204 226V225H203ZM204 226V227H205ZM176 227V228H177ZM258 227V225H257ZM60 228V227H59ZM66 228V227H64ZM223 229V231L217 233L215 231V229ZM246 228H248L246 226ZM53 229V228H52ZM201 229V228H200ZM4 230V229H3ZM264 230V229H263ZM52 231V230H51ZM103 231V230H102ZM242 231V230H241ZM251 231V230H250ZM4 232V231H3ZM55 232V231H54ZM60 232V231H59ZM63 232V231H62ZM177 232V231H176ZM232 232V231H231ZM230 232V233H231ZM234 230L232 233H235ZM244 232L242 231L241 232H238L239 234H244ZM44 233V232H43ZM107 233V232H106ZM178 233V232H177ZM237 233V234H238ZM248 233V232H247ZM54 234V233H53ZM60 234V233H59ZM64 234V233H63ZM250 234V233H249ZM251 234H253L251 232ZM82 235V234H81ZM103 235V234H102ZM179 238H181L179 241H175L173 237H175L176 239V236ZM246 235V233H245ZM244 235V236H245ZM59 236V235H58ZM62 236V235H60ZM151 236V237H150ZM243 236V235H241ZM44 237V236H43ZM183 237V238H182ZM248 237V236H247ZM249 237H251L249 235ZM248 237V238H249ZM254 237V236H253ZM50 239V238H49ZM102 239V238H101ZM63 240V239H62ZM54 243V242H52ZM59 243V242H58ZM115 244V243H114ZM109 245V244H108ZM55 246V244H54ZM59 246V245H58ZM118 247V245H116ZM30 247V246H29ZM52 247V246H51ZM50 247V248H51ZM119 247V248H120ZM12 248V247H11ZM39 248V247H38ZM49 248V249H50ZM57 248V247H56ZM94 248V247H93ZM118 248V249H119ZM58 249V248H57ZM66 249V248H65ZM92 249V248H91ZM115 249V248H114ZM94 250V249H93ZM107 251V250H106ZM111 251V250H110ZM31 252V251H30ZM66 252V251H65ZM101 252V251H100ZM78 253V252H77ZM97 253V251L95 252ZM105 253V252H104ZM114 253V252H113ZM102 254V253H101ZM99 255V254H96V255H93V257H95L96 259L100 256H104V255ZM119 254V253H118ZM61 255V254H60ZM68 255V254H67ZM117 255V254H116ZM58 256V255H57ZM61 257V256H60ZM87 257V256H86ZM53 258V257H52ZM82 258V257H81ZM89 258V257H88ZM95 258H89V260L91 259H95ZM103 259V257H100ZM58 259V258H57ZM69 259V258H68ZM80 259V258H79ZM99 259V258H98ZM101 259V260H102ZM106 258L104 257V260ZM110 260H112L110 262ZM41 261V260H40ZM60 261V260H59ZM92 261V260H91ZM95 261V260H94ZM100 262V261H99ZM98 262V263H99ZM62 264V262H60ZM65 263V262H64ZM69 263V262H68ZM67 263V264H68ZM76 263H77V260H76ZM75 263V264H76ZM101 263V262H100ZM103 263V262H102ZM108 263V262H107ZM55 264V263H53ZM77 264H80L79 262ZM87 264V263H86ZM92 264H95L92 262ZM97 264V263H96Z\"/></svg>","mask_w":264,"mask_h":264}]
</instances>
